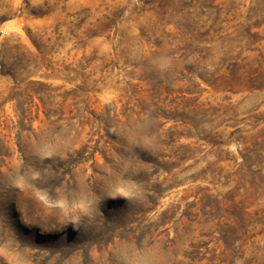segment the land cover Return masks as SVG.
Segmentation results:
<instances>
[{
    "label": "rangeland",
    "instance_id": "1",
    "mask_svg": "<svg viewBox=\"0 0 264 264\" xmlns=\"http://www.w3.org/2000/svg\"><path fill=\"white\" fill-rule=\"evenodd\" d=\"M0 264H264V0H0Z\"/></svg>",
    "mask_w": 264,
    "mask_h": 264
},
{
    "label": "clouds",
    "instance_id": "2",
    "mask_svg": "<svg viewBox=\"0 0 264 264\" xmlns=\"http://www.w3.org/2000/svg\"><path fill=\"white\" fill-rule=\"evenodd\" d=\"M122 198L125 200H131L133 197V191L126 186L117 187L112 195V198Z\"/></svg>",
    "mask_w": 264,
    "mask_h": 264
}]
</instances>
